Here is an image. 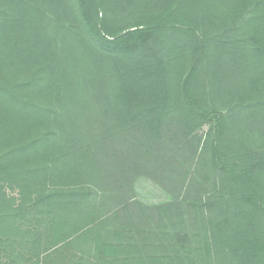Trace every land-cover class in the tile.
I'll use <instances>...</instances> for the list:
<instances>
[{
    "label": "trees",
    "instance_id": "16d2710c",
    "mask_svg": "<svg viewBox=\"0 0 264 264\" xmlns=\"http://www.w3.org/2000/svg\"><path fill=\"white\" fill-rule=\"evenodd\" d=\"M0 264H264V0H0Z\"/></svg>",
    "mask_w": 264,
    "mask_h": 264
},
{
    "label": "rangeland",
    "instance_id": "374dc122",
    "mask_svg": "<svg viewBox=\"0 0 264 264\" xmlns=\"http://www.w3.org/2000/svg\"><path fill=\"white\" fill-rule=\"evenodd\" d=\"M85 80H86L87 85L89 87V95H88L89 98H88L87 102L84 104L86 106H91L92 108L89 109V111H87L88 113L91 111L89 113V115H87L85 117L83 116V120L84 121L90 120L91 122H93V121L97 122L98 120H100L101 118L99 116H97L94 112L97 111L96 110L97 108L101 107V104L103 102V105H105V108H106L103 115H105L104 117L106 118L107 121H109L111 118H113L111 115L114 113V111H116L118 109L121 110L122 106H120V104L118 102H113L114 99H112V98H108V99L104 98V94H103L104 92L102 91V87H104V85H101L100 83L98 84L94 80L90 81V79L88 77ZM99 81L103 82L101 80H99ZM115 83L117 85H119L118 80ZM110 95H112V92L110 94H108V96H110ZM207 98H208V100L206 103H208L209 107H207V109L204 110V112L206 113V114H204L205 118L203 120H200V126L196 130V134L201 137L202 142L206 138V136H207L208 132L211 130V128L214 127L215 122H217L216 120L218 119L220 112L223 111L222 108H225L223 103H219V105H213V101L210 100V97L207 96ZM211 106L216 108V110L218 109L219 111L218 110H217L218 112L212 111ZM115 131L117 132V128H115ZM115 131H112V134H114ZM94 135H95L94 133L90 134V136H94ZM200 145H201V143H200ZM140 177L150 179L152 181V183L154 184L156 191H155V193L151 199H142V198H139L137 196L136 192L133 190L134 195H135L137 200H139L141 203H144L147 205L161 204V203H165V202L170 200V193L168 191H166L159 183H157L151 177L146 176V175H138V177H136L134 181H136Z\"/></svg>",
    "mask_w": 264,
    "mask_h": 264
},
{
    "label": "clouds",
    "instance_id": "9594fccd",
    "mask_svg": "<svg viewBox=\"0 0 264 264\" xmlns=\"http://www.w3.org/2000/svg\"><path fill=\"white\" fill-rule=\"evenodd\" d=\"M133 190L142 199H151L156 191L154 184L148 178L140 177L133 183Z\"/></svg>",
    "mask_w": 264,
    "mask_h": 264
}]
</instances>
